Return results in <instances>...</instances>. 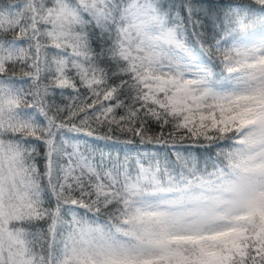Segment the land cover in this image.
<instances>
[{
	"label": "snow or ice",
	"instance_id": "6c2138e0",
	"mask_svg": "<svg viewBox=\"0 0 264 264\" xmlns=\"http://www.w3.org/2000/svg\"><path fill=\"white\" fill-rule=\"evenodd\" d=\"M0 264H264V0H0Z\"/></svg>",
	"mask_w": 264,
	"mask_h": 264
},
{
	"label": "trees",
	"instance_id": "16d2710c",
	"mask_svg": "<svg viewBox=\"0 0 264 264\" xmlns=\"http://www.w3.org/2000/svg\"><path fill=\"white\" fill-rule=\"evenodd\" d=\"M122 138H123V137H122ZM136 140H137V142H138V138H136ZM190 143H191V141L188 140V139H185L184 141H181V140L179 139V137H177L176 144H177V147H178V148L183 149V148L187 147ZM152 147H153V146H151V145L148 146V148H150V149H151Z\"/></svg>",
	"mask_w": 264,
	"mask_h": 264
}]
</instances>
